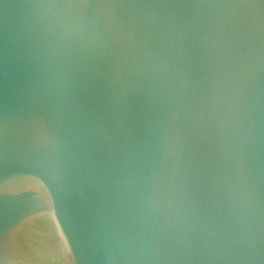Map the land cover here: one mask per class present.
<instances>
[{"label": "water", "instance_id": "95a60500", "mask_svg": "<svg viewBox=\"0 0 264 264\" xmlns=\"http://www.w3.org/2000/svg\"><path fill=\"white\" fill-rule=\"evenodd\" d=\"M0 264H264V0H0Z\"/></svg>", "mask_w": 264, "mask_h": 264}]
</instances>
